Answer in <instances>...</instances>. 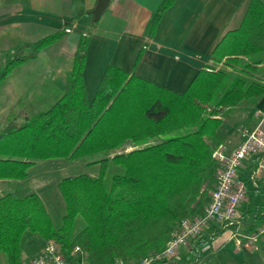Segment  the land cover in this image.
Returning <instances> with one entry per match:
<instances>
[{"label":"trees","instance_id":"obj_1","mask_svg":"<svg viewBox=\"0 0 264 264\" xmlns=\"http://www.w3.org/2000/svg\"><path fill=\"white\" fill-rule=\"evenodd\" d=\"M172 2L162 0L150 35ZM64 33L17 47L7 55L0 80ZM89 36V30L80 35L54 103L23 114L20 121L11 109L0 121V180L23 181L44 160H77L96 168L95 174L58 180L62 211L57 223L36 192H1L0 253L7 264H23L21 239L27 231L56 242L71 264L74 246L88 264L131 262L163 250L181 219L201 214L209 200L215 170L211 152L223 141L222 118L238 107L246 112L264 94V0H250L239 27L222 36L209 63L181 92L109 65L88 100L83 68ZM110 165L121 173L107 186ZM258 193L247 185L249 203ZM240 218L250 219L246 234L252 233L264 218V205H249ZM207 241L200 235L181 260L161 264H199L198 251ZM241 245L240 264H256L251 250Z\"/></svg>","mask_w":264,"mask_h":264},{"label":"crops","instance_id":"obj_2","mask_svg":"<svg viewBox=\"0 0 264 264\" xmlns=\"http://www.w3.org/2000/svg\"><path fill=\"white\" fill-rule=\"evenodd\" d=\"M161 2L110 0L99 19L93 21L91 10L96 0H0V64L17 47L69 29L35 58L21 63L0 85V121L8 111L15 110L16 104L54 103L55 97L62 93L78 39L87 30L90 36L85 47L83 81L88 100L109 65L134 70L136 75L152 83L181 92L209 63L222 36L239 27L250 0H173L161 13L150 35L149 28ZM260 66L264 70V64ZM243 113L235 136H224L223 122L227 116L222 118L219 132L229 148L240 142L241 129L252 128L260 120L264 128V94ZM249 165L250 161H244L238 171L247 185H251L247 179ZM27 180L28 176L23 181ZM256 189L257 195L264 196L263 181L258 182ZM259 204L262 201L249 203L246 197L238 206L244 210L242 213L238 210L237 224L210 222L201 233L208 241L198 251V263L240 264L242 241L251 250L256 264H264V236L255 244L247 245L244 235L251 221L240 218L249 205L253 209ZM232 239L235 240L233 247L230 246ZM187 250L188 247H180L173 261L181 260Z\"/></svg>","mask_w":264,"mask_h":264},{"label":"built area","instance_id":"obj_3","mask_svg":"<svg viewBox=\"0 0 264 264\" xmlns=\"http://www.w3.org/2000/svg\"><path fill=\"white\" fill-rule=\"evenodd\" d=\"M261 123L262 120L252 128L241 129L242 138L234 148H229L226 143L221 142L212 149L211 158L215 163L214 185L201 214L181 219L171 231L163 250L131 262L117 259L113 264L174 262L173 258L179 248L189 247L190 242L199 237L210 222L228 226L237 224L238 206L247 196V184L238 176L244 161H250L247 172L249 183L256 188L259 181L264 182V128ZM262 236H264V218L254 231L244 235V238L247 245H253ZM71 253L76 256L75 264H88L85 254L78 246H74ZM27 264L71 263L64 258L56 242L47 240L41 252Z\"/></svg>","mask_w":264,"mask_h":264},{"label":"rangeland","instance_id":"obj_4","mask_svg":"<svg viewBox=\"0 0 264 264\" xmlns=\"http://www.w3.org/2000/svg\"><path fill=\"white\" fill-rule=\"evenodd\" d=\"M5 61L0 64V70L5 66ZM18 66H13L12 69H10V71L2 77V80H0V85L3 84L7 77H10L17 70ZM48 105L49 103L42 106L30 103L16 104L13 114L18 116L20 121L23 117V114H36L38 111L43 110ZM36 107L37 110H35ZM239 108L240 107L233 110L227 115V117H225L226 119L223 122V134L225 137H229L231 135L235 136L236 133H238L239 122H241V118L244 117V111ZM95 171V167H85L82 162L77 160L70 161L66 159H53L39 161L34 167L29 169L27 181L17 182L0 180V194L1 192L5 191H14L18 194H23V192L30 191L36 192L42 198L44 205L46 206L53 221L57 223L62 211L60 204L61 202L56 190V183L58 180L68 174H76L80 172L95 174ZM118 173H121L120 167L110 165L105 174V184L108 186L111 177ZM261 201L264 204V196L257 195L253 199L254 204H257ZM243 208L244 206H242V209ZM238 210L242 213L244 209L241 210L238 208ZM248 224H250V222H248ZM234 242L235 240L232 239L230 246L233 247ZM43 247L44 241L37 233L29 231L25 232L21 239V262L23 264H27L29 260L34 258L40 252V250L43 249ZM0 264H7L6 258L2 253H0Z\"/></svg>","mask_w":264,"mask_h":264},{"label":"water","instance_id":"obj_5","mask_svg":"<svg viewBox=\"0 0 264 264\" xmlns=\"http://www.w3.org/2000/svg\"><path fill=\"white\" fill-rule=\"evenodd\" d=\"M110 0H96L94 8L91 10L92 20L97 21L101 13L106 9Z\"/></svg>","mask_w":264,"mask_h":264}]
</instances>
